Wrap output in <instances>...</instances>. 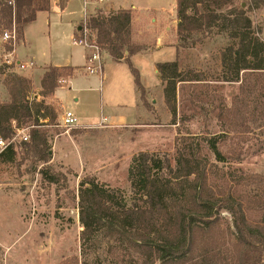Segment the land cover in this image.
<instances>
[{
  "label": "rangeland",
  "instance_id": "rangeland-1",
  "mask_svg": "<svg viewBox=\"0 0 264 264\" xmlns=\"http://www.w3.org/2000/svg\"><path fill=\"white\" fill-rule=\"evenodd\" d=\"M154 1L167 6L171 0ZM234 6L246 12L252 20L253 31L264 40V2L234 0ZM82 7V0H71L63 14L51 15L50 26L43 24L34 37L37 63L65 62L69 58L85 69L93 49L76 45L71 37L81 34L78 28L83 20L76 29L73 21L82 18ZM233 8L228 5L224 11L228 14ZM138 22L140 19L134 21L132 31L138 29ZM145 22L151 25L150 17L146 16ZM218 24V27L189 33L184 39L178 37L179 69L186 76L199 73L202 80L178 83L175 124H172L165 95L163 108L151 101L162 95V88L146 94L151 114L145 121L160 122L162 126L158 130L133 126L120 128L118 132L102 127L67 130L60 125L62 107L52 101L51 94L36 97L32 82L30 96L44 99L52 108L50 114L56 113L58 118L51 125L39 128L47 137L44 149L49 150L48 162L34 150L31 137L19 143L13 158L8 154L0 157V264H82L84 260L94 264L99 261L134 264V251L103 233L94 239L86 255L82 254L80 182L86 176L94 177L129 195L128 168L133 156L141 151L167 156L176 167L177 139L181 136H189L195 158L207 161L209 182L215 192L232 194L242 202L252 225L264 231V70L242 71L235 79L231 50L237 48V41L231 37L230 30L222 29L221 21ZM12 29L0 26V32ZM6 45L10 43L0 42V51L5 54ZM106 52L101 51L102 62ZM86 53H89L87 60ZM6 72H9L7 85L18 69L6 68ZM62 77L67 82L59 83L60 87L66 86L70 79L69 75ZM109 101L100 109L109 110L118 99L113 97ZM31 124L23 123L21 127L27 128L30 135ZM66 133L71 137L61 139V147L67 148L65 157H61L64 154L60 151L54 153L55 143L57 137L62 138ZM211 138L217 140L221 157L208 146L207 140ZM70 142L75 151L69 150ZM78 152L83 159L79 165L71 161ZM52 176L57 178L56 182L50 181ZM199 245L202 251L215 254L214 258L224 264L235 262L240 251L236 246L233 217L228 211H222L220 224L208 236L199 237Z\"/></svg>",
  "mask_w": 264,
  "mask_h": 264
},
{
  "label": "trees",
  "instance_id": "trees-1",
  "mask_svg": "<svg viewBox=\"0 0 264 264\" xmlns=\"http://www.w3.org/2000/svg\"><path fill=\"white\" fill-rule=\"evenodd\" d=\"M228 5L234 8L227 14L224 9ZM49 8V0H0V26L5 29L15 26L18 40H21L24 25L34 21L38 11ZM61 8H65V0H61ZM177 18L180 39L195 31L218 27L219 21L222 29L230 30L231 37L237 41V48L231 50L235 79L242 71L264 70V40L253 31L252 20L246 12L234 6V0H177ZM88 26L102 49L114 60H124L129 65L147 106L140 73L131 62V56L144 49L132 42V10L120 9L110 14L97 10ZM5 47L8 51L13 49L11 45ZM223 62L226 63V59ZM157 68L166 82L164 95L172 112V124H175L178 83L201 81L202 78L199 73L186 76L177 60L159 63ZM74 70L71 66L47 69L40 95L52 94L60 87L62 76L71 77ZM7 86L11 100L3 102L0 99V134L10 137L23 123H32L33 148L44 162H48L49 150L44 149L47 137L39 128L57 121L58 115L50 114L52 108L44 99L30 96L32 81L28 78L13 74ZM189 139V136L177 139L176 167L167 156L147 151L135 154L128 168L129 195L94 177L86 176L80 182L78 208L83 226L80 233L83 255L103 233L132 249L134 264H224L214 258L215 254L202 251L199 237L208 236L220 224L222 211H228L233 217L236 246L240 251L233 264H264V231L252 225L242 202L232 194L215 192L209 182L207 161L195 158ZM207 144L221 157L217 140L208 139ZM15 153L11 148L3 155L13 158ZM49 179L57 181L55 176ZM82 264L94 263L84 260ZM98 264L103 263L99 261Z\"/></svg>",
  "mask_w": 264,
  "mask_h": 264
},
{
  "label": "crops",
  "instance_id": "crops-1",
  "mask_svg": "<svg viewBox=\"0 0 264 264\" xmlns=\"http://www.w3.org/2000/svg\"><path fill=\"white\" fill-rule=\"evenodd\" d=\"M49 1L50 8L48 10L38 11L36 19L24 25L23 38L13 50V57L17 60H22L20 57H23L35 61L34 67L18 70L20 76L33 82L34 89L37 90L34 95L38 98L41 97L39 94L42 89L41 81L47 69L71 66L75 70L68 84L56 88L51 94V99L63 110H71L75 113L78 118L77 128L96 129L102 127L110 129L111 132H118V129L129 126L138 129L147 127H152L154 130L160 129L162 126L160 122L145 121V117L151 114L150 110L143 102L134 75L124 60L116 61L106 52L102 74H89L83 65H77L69 58L65 62L45 61L43 64L37 63L34 51L36 48L34 45L35 35L41 31L44 23L50 26L52 14L60 12L63 14L64 9L71 2V0H66L65 8L62 9L61 0ZM82 5V18L73 21L75 29L84 18V0H82ZM88 9L92 16L96 14L97 10H101L105 14L117 12L120 9L132 10V28L134 21L140 19L138 29L132 31V42L144 49L131 56V62L140 73L141 83L146 94L162 88V95L158 98H152L151 101L157 102L156 105L163 108L165 87L157 65L163 62L176 61L179 51H181V48L177 47L179 42L177 0H171L167 6L158 4L154 0H96L94 4L88 5ZM146 16L150 17L151 25L145 22ZM71 37L73 39V34ZM5 55L0 51V99L3 102H9L11 98L5 80L9 73L6 72V68L11 67L3 64ZM87 58L88 53H86V60ZM113 97L117 98L118 102L112 104L113 106L109 110L100 109L101 105H106L107 101ZM61 137L59 139L57 137L54 153L60 151L64 154L61 157H65L67 148L61 147L60 141L71 136L66 133L62 134ZM69 145V150L75 151L72 149L71 142ZM80 153L78 152V155L71 159L78 165L83 162Z\"/></svg>",
  "mask_w": 264,
  "mask_h": 264
},
{
  "label": "built area",
  "instance_id": "built-area-1",
  "mask_svg": "<svg viewBox=\"0 0 264 264\" xmlns=\"http://www.w3.org/2000/svg\"><path fill=\"white\" fill-rule=\"evenodd\" d=\"M103 1V0H97ZM96 0H84V18L83 25L78 28V32L81 33L79 36L74 35L73 42L76 45H82L85 47H90L93 49L90 57L88 58V64L85 66V69L89 74H102L103 73V64L101 51L103 50L96 42L95 36L92 34L91 29L88 26V21L92 16L89 12L88 5L94 4ZM18 34L16 27L14 26L12 30H5L0 32V42L1 43H10L13 44V49L7 51L3 64L7 65L13 69L24 70L27 68H32L35 66V61L33 59L28 60H17L13 57V50L17 44ZM89 55V53H88ZM67 80L61 78L59 83H65ZM60 125L70 130L77 127L78 118L75 113L71 110H63ZM30 133L27 131V128H16L14 133L10 137H4L0 134V157L3 156L9 149L14 148L17 150V146L22 141L30 140Z\"/></svg>",
  "mask_w": 264,
  "mask_h": 264
}]
</instances>
